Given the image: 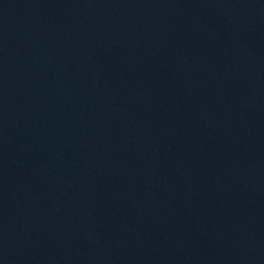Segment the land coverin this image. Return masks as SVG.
<instances>
[{
    "label": "water",
    "instance_id": "obj_1",
    "mask_svg": "<svg viewBox=\"0 0 264 264\" xmlns=\"http://www.w3.org/2000/svg\"><path fill=\"white\" fill-rule=\"evenodd\" d=\"M0 264H264V0H0Z\"/></svg>",
    "mask_w": 264,
    "mask_h": 264
}]
</instances>
